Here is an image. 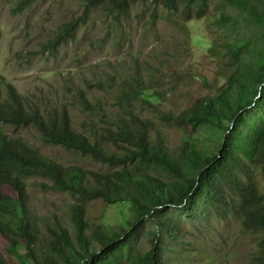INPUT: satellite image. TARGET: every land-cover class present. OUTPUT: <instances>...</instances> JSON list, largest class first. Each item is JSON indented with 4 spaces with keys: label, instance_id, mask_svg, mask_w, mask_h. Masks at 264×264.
<instances>
[{
    "label": "trees",
    "instance_id": "1",
    "mask_svg": "<svg viewBox=\"0 0 264 264\" xmlns=\"http://www.w3.org/2000/svg\"><path fill=\"white\" fill-rule=\"evenodd\" d=\"M36 1L18 0V12ZM77 1L84 6L83 14L44 42L43 51L53 57L95 12L118 21L127 18L134 6L145 4L155 19L162 8L170 19L184 23L204 18L211 6V0ZM226 2L246 13L250 22L264 25V0ZM221 21L231 23L230 15L223 13ZM236 44L230 43L226 50L234 63L226 87L197 100L179 116L164 117L169 125L192 132L211 127L222 131L215 152L198 137L174 153L161 138L153 143V123L136 116L131 123L121 120L116 130L87 136L74 129L67 108L44 112L14 86L8 87V100L0 89V238L8 244L6 252L0 248V264H214L211 258L192 262L200 257L198 251L187 254L183 227L172 213L191 210L207 222L236 218L241 233L253 244L247 264H264V185L259 180L264 177V37ZM248 46L252 49L245 55ZM79 98L84 107L92 108L85 95ZM29 127L41 133L45 144L121 170L93 173L96 184L88 186L86 171L65 167L8 131ZM105 143L127 152L109 151ZM31 178H41L48 189L76 200L65 218L34 212ZM89 201L129 205L133 220L126 221L127 227L99 223L88 215ZM151 221L157 225L151 246L138 251L134 242L144 223Z\"/></svg>",
    "mask_w": 264,
    "mask_h": 264
},
{
    "label": "rangeland",
    "instance_id": "2",
    "mask_svg": "<svg viewBox=\"0 0 264 264\" xmlns=\"http://www.w3.org/2000/svg\"><path fill=\"white\" fill-rule=\"evenodd\" d=\"M83 9L77 0H37L30 9L18 12V0H0V89L4 100L9 99L8 87L12 85L44 112L67 108L74 129L87 136L116 130L121 120L131 123L136 116L153 123V143L161 138L174 153L185 141L198 137L207 150L215 152L222 131L211 127L192 132L169 125L164 117L179 116L197 100L215 96L226 87L227 75L234 69L232 56L226 53L228 45L261 40L264 25L250 22L246 13L226 0H211L204 18L184 23L170 19L162 8L155 19L147 5L138 4L127 18L118 21L101 12L89 14L55 57L43 51L44 42L64 23L83 14ZM223 13L230 15L231 23H222ZM251 49L246 47L245 55ZM82 95L91 109L82 104ZM8 131L65 167L86 171L88 186L96 184L93 173L121 170L45 144L35 127ZM103 145L109 151L127 152L113 143ZM259 180L264 185V177ZM28 184L32 209L40 217L65 218L76 203L68 194L48 189L41 178H31ZM87 207L89 217L106 226L127 227L126 221L133 220L129 205L89 201ZM172 217L183 227L187 254L198 251L200 257L192 262L211 258L214 264H247L253 244L241 233L236 218L231 217L228 223L207 222L193 210L175 211ZM155 231V222L144 223L135 249L147 251ZM0 248L3 252L8 249L2 238Z\"/></svg>",
    "mask_w": 264,
    "mask_h": 264
}]
</instances>
